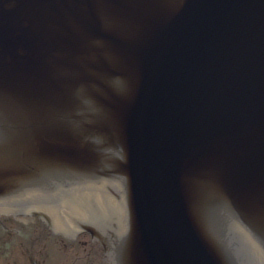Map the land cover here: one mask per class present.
<instances>
[{
  "label": "water",
  "instance_id": "obj_1",
  "mask_svg": "<svg viewBox=\"0 0 264 264\" xmlns=\"http://www.w3.org/2000/svg\"><path fill=\"white\" fill-rule=\"evenodd\" d=\"M24 192L84 202L112 264H264V0H0Z\"/></svg>",
  "mask_w": 264,
  "mask_h": 264
},
{
  "label": "flooded vegetation",
  "instance_id": "obj_2",
  "mask_svg": "<svg viewBox=\"0 0 264 264\" xmlns=\"http://www.w3.org/2000/svg\"><path fill=\"white\" fill-rule=\"evenodd\" d=\"M32 193L0 201V264H94L105 257L102 242L84 229L94 219L68 208L64 197Z\"/></svg>",
  "mask_w": 264,
  "mask_h": 264
},
{
  "label": "rangeland",
  "instance_id": "obj_3",
  "mask_svg": "<svg viewBox=\"0 0 264 264\" xmlns=\"http://www.w3.org/2000/svg\"><path fill=\"white\" fill-rule=\"evenodd\" d=\"M106 256H107V253H105V257L102 260L100 259L97 260V259L92 258V261L94 262V264H109L108 260L106 261Z\"/></svg>",
  "mask_w": 264,
  "mask_h": 264
},
{
  "label": "bare ground",
  "instance_id": "obj_4",
  "mask_svg": "<svg viewBox=\"0 0 264 264\" xmlns=\"http://www.w3.org/2000/svg\"><path fill=\"white\" fill-rule=\"evenodd\" d=\"M106 259L108 260V263L109 264H112L111 261H110V259H109V257H108V255L106 256Z\"/></svg>",
  "mask_w": 264,
  "mask_h": 264
}]
</instances>
